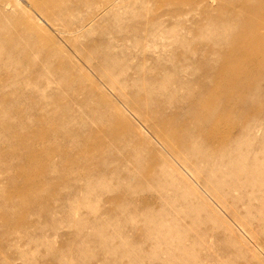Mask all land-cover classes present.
<instances>
[{
  "label": "rangeland",
  "instance_id": "374dc122",
  "mask_svg": "<svg viewBox=\"0 0 264 264\" xmlns=\"http://www.w3.org/2000/svg\"><path fill=\"white\" fill-rule=\"evenodd\" d=\"M9 1L0 264H264V0Z\"/></svg>",
  "mask_w": 264,
  "mask_h": 264
},
{
  "label": "bare ground",
  "instance_id": "6f19581e",
  "mask_svg": "<svg viewBox=\"0 0 264 264\" xmlns=\"http://www.w3.org/2000/svg\"><path fill=\"white\" fill-rule=\"evenodd\" d=\"M9 2V5H12L15 8H20L25 12H29V10H31L30 7L35 3L34 0H10Z\"/></svg>",
  "mask_w": 264,
  "mask_h": 264
}]
</instances>
